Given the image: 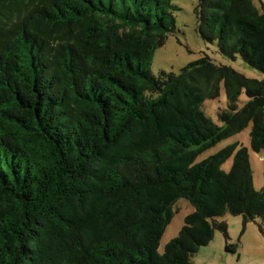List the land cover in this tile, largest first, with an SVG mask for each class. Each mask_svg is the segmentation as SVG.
<instances>
[{
  "label": "trees",
  "instance_id": "obj_1",
  "mask_svg": "<svg viewBox=\"0 0 264 264\" xmlns=\"http://www.w3.org/2000/svg\"><path fill=\"white\" fill-rule=\"evenodd\" d=\"M261 3L199 0L195 14L204 41L264 74ZM176 10L173 0H0V264H194L216 231L229 241L219 218L264 227L247 148L197 163L250 124L264 154V79L207 55L154 75ZM223 85L219 126L203 106ZM180 199L195 211L160 253Z\"/></svg>",
  "mask_w": 264,
  "mask_h": 264
},
{
  "label": "rangeland",
  "instance_id": "obj_2",
  "mask_svg": "<svg viewBox=\"0 0 264 264\" xmlns=\"http://www.w3.org/2000/svg\"><path fill=\"white\" fill-rule=\"evenodd\" d=\"M255 5L261 9V0H253ZM199 0H173L177 8L173 12L176 18L177 32L169 35L166 44L159 48L154 56L151 71L158 76L162 71L179 74L188 64L200 59L204 55L212 58L216 63L230 66L248 78L264 79V74L245 63L240 57L236 60L226 58L218 51L217 43L211 44L204 41L198 30V21L195 9ZM248 100L245 94L241 96V105ZM227 94L224 85L221 96L217 100H206L204 110L214 123L221 126L219 120V109L227 106ZM253 125L228 139L216 144L204 152L197 159L202 162L221 150L236 145V150L247 148L250 157L251 170L254 186L257 190H264V154H258L251 149L250 133ZM234 163V157L230 158L224 165L223 170L230 172ZM195 211L193 205L186 199H180L174 205V218L167 226L160 242L159 252L163 253L165 246L178 237L185 225V219ZM218 221L226 222L228 225L229 241L224 234L216 231L213 240L193 258L194 264H264V227L261 229L259 223H248L244 225L241 216L227 214ZM227 242L237 244L235 253L228 252Z\"/></svg>",
  "mask_w": 264,
  "mask_h": 264
}]
</instances>
